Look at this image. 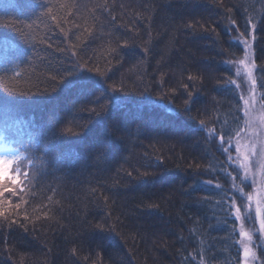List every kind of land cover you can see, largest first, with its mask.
<instances>
[{
  "label": "trees",
  "instance_id": "1",
  "mask_svg": "<svg viewBox=\"0 0 264 264\" xmlns=\"http://www.w3.org/2000/svg\"><path fill=\"white\" fill-rule=\"evenodd\" d=\"M239 37L264 108V0H0V264H242Z\"/></svg>",
  "mask_w": 264,
  "mask_h": 264
},
{
  "label": "rangeland",
  "instance_id": "2",
  "mask_svg": "<svg viewBox=\"0 0 264 264\" xmlns=\"http://www.w3.org/2000/svg\"><path fill=\"white\" fill-rule=\"evenodd\" d=\"M248 41L250 48L243 46V41ZM238 41L244 48V55L241 59L231 62V66L234 70L235 77L232 83L239 89L243 97L244 114L246 124H252L256 121L260 124L264 120V108L262 106L261 99L258 95L254 76V65L251 57V37L244 39L239 37ZM244 63L241 64L240 61ZM247 102V103H246ZM206 133L211 136L212 131L207 129ZM243 132L240 131L239 137L236 140V144L241 147H236V151H232L229 146L224 145L225 155L228 160V178L232 185V188L238 195L243 197L245 201V210L240 213V234L243 231L247 235H241L242 238H247L248 242L244 246L242 264H253L254 253L253 249H256L258 253L264 249V234L260 227L261 221L264 219V189L259 188L261 183L262 169L260 165L253 167L252 163H249L254 157L258 158L260 163L262 160L258 147H255V151L248 149V153H242L241 148L243 144L251 142L243 139ZM243 139V141H242ZM263 139V138H262ZM245 140V141H244ZM244 142V143H243ZM249 145V144H246ZM245 145V146H246ZM247 147V146H246ZM250 148H254V143ZM259 152V153H258ZM0 157L8 158L12 161L6 169L0 173V178L8 177L11 172L14 162H18L21 159L20 152L13 147H10L0 140ZM257 160V159H256ZM20 161L19 163H21ZM245 177H247L245 179ZM244 181L241 183V181ZM242 190V192L240 191ZM251 196V200L248 197ZM261 208L260 217L256 216V208ZM238 206L236 204L235 213L237 215ZM250 215V218H248ZM250 237V239H249ZM257 256V255H256ZM256 258V257H255Z\"/></svg>",
  "mask_w": 264,
  "mask_h": 264
},
{
  "label": "snow or ice",
  "instance_id": "3",
  "mask_svg": "<svg viewBox=\"0 0 264 264\" xmlns=\"http://www.w3.org/2000/svg\"><path fill=\"white\" fill-rule=\"evenodd\" d=\"M239 42V41H238ZM243 43V46L247 49V48H250V45H249V43H248V41H243L242 42ZM240 63L241 64H243L244 63V61L243 60H241L240 61ZM186 104H187V101L185 102ZM247 103V102H246ZM12 163V162H11ZM247 177H245V179H246ZM5 180L6 181H9V182H13V183H18L19 181H18V178L17 177H5ZM244 181L242 180L241 181V183H243ZM0 189H3V185H0ZM4 190H11V189H4ZM241 192H242V190H240ZM0 194H2V193H0ZM248 199L249 200H251V196H249L248 197ZM260 214H261V208L259 207V206H257V208H256V216H257V218H259L260 217ZM241 217H240V214H239V212H237V216H236V219H240ZM248 218H250V215H249V217ZM260 227H261V229H264V220H262L261 221V224H260ZM241 235L243 236V235H247L246 233H244L243 231L241 232ZM249 239H250V237H249Z\"/></svg>",
  "mask_w": 264,
  "mask_h": 264
},
{
  "label": "clouds",
  "instance_id": "4",
  "mask_svg": "<svg viewBox=\"0 0 264 264\" xmlns=\"http://www.w3.org/2000/svg\"><path fill=\"white\" fill-rule=\"evenodd\" d=\"M11 162L12 161L8 158L0 157V173H2L3 170L6 169Z\"/></svg>",
  "mask_w": 264,
  "mask_h": 264
}]
</instances>
